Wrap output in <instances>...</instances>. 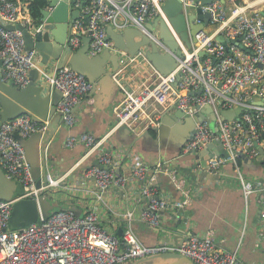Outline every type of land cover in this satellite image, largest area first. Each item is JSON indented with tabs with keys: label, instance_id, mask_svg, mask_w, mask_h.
Wrapping results in <instances>:
<instances>
[{
	"label": "built area",
	"instance_id": "built-area-1",
	"mask_svg": "<svg viewBox=\"0 0 264 264\" xmlns=\"http://www.w3.org/2000/svg\"><path fill=\"white\" fill-rule=\"evenodd\" d=\"M165 1L77 0L74 8L82 6V9L80 17L73 23V33L66 45L76 51L88 37L87 53L96 56L105 49L114 48L113 40L108 39L110 28L123 32L135 27L154 40L163 53L170 52L169 47L158 39V33L146 27L150 20L161 16L183 56L174 54L178 65L163 76L147 59L145 49L139 51L135 58L142 57L153 70L137 87L120 84L124 98L115 108L117 125L141 133L158 129L163 113L182 110L184 116L194 118L195 133L181 148L180 156L190 155L218 141L229 156L212 158L209 161L211 166L218 169L226 162H234L237 167L241 153L253 150L257 156L255 144L264 145V13L253 12V6H241L239 0H225V3L214 0L211 4H200L202 12L210 14L208 27L213 26L215 30L201 31L196 35L197 42L188 48L164 12ZM30 2L0 0V75L4 82L20 88L31 83L29 73L36 64L37 51L26 49L21 30L6 26L30 24L33 18ZM219 35L238 42L229 43L227 47L217 39ZM201 52L206 54L202 56ZM135 58L131 59L133 63ZM141 73L139 70L138 75ZM48 81L62 92L57 109L62 113L65 125L74 126L78 121L77 107L83 101L93 103L95 85L69 66L57 70ZM209 105L215 119L205 111ZM237 109L240 113L231 119L222 115L226 110ZM49 127L48 120H35L28 113L8 121H4L0 113V163L5 174L23 186L20 196L9 200L0 198V264H126L166 252L183 254L195 264H246L238 249H221L213 231L206 235L187 236V240L177 244L167 241L154 245L143 243L135 233L133 223L140 220L159 226V211L168 206L185 208L191 202L193 191L187 187L186 179L180 178L173 170H164V162L152 167L140 157L131 155L133 160L127 168L129 174L121 173L122 154L106 146L109 134L98 138L91 133H82L70 135L66 140L68 147L82 144L87 155L97 156V163L88 167L81 178L84 183H92L90 190L96 194L94 197H89L88 191L80 194L79 186L65 182L68 176L60 180L48 178L46 183L38 186L22 140L34 134H46ZM240 171L238 167L245 197L252 194L264 197V184L245 181ZM163 172H168L181 198L167 200L158 193L155 175ZM132 182L140 186L139 194L151 199L145 202L141 213L127 210L119 217L124 224L123 235L119 236L104 223L97 201L102 200L103 193L110 189L124 190ZM55 188L63 190L71 201L80 203L78 208L84 215L79 217L72 209L54 210L47 217L41 215L40 222L19 229L10 228L17 201L33 199L40 203L42 198L52 199ZM156 195L160 198H154ZM261 221L257 235L264 242V210Z\"/></svg>",
	"mask_w": 264,
	"mask_h": 264
},
{
	"label": "crops",
	"instance_id": "crops-1",
	"mask_svg": "<svg viewBox=\"0 0 264 264\" xmlns=\"http://www.w3.org/2000/svg\"><path fill=\"white\" fill-rule=\"evenodd\" d=\"M239 3L241 6H253V12L260 11L264 13V0H239ZM227 6L230 9L228 4ZM155 20V18L150 20L149 24ZM208 30L214 31L215 27H208ZM152 32H157L158 39L161 40L157 29ZM88 44H85V46L87 47ZM83 47L84 43L78 50ZM110 50L112 53L116 51L114 48ZM160 52L162 51L160 50ZM135 57L136 55L131 58L128 55L120 57L122 68L114 73L112 78L102 79L101 83H98L97 88L92 92L93 103L83 101L77 107L78 121L74 126L65 125L63 116L56 112L53 113L51 108L46 112L45 110L40 111L45 117L36 114L40 120H48L50 127L46 134H34L23 139V141L28 142L25 146L29 148L33 157L32 162L28 160L31 167L34 169L39 168V179H43L42 182L46 183L48 178L60 180L63 176H68L65 182L79 186L82 190L80 194L88 191L89 197H94L96 194L90 190L92 183L88 181L84 183L81 178L88 167L97 163V156L95 154L87 155V149L82 144L68 147L66 140L70 135H80L82 133H91L98 138L109 134V144L106 146L122 154L121 173L129 172L127 168L130 165V161L133 160V157L130 156L133 155L134 157H140L152 167L156 166L158 162H164L168 166V171L173 170L180 178L187 180V187L193 191L191 202L185 207L183 215L189 221L188 232L206 235L207 232L213 231L217 236L218 246L221 249L228 251L238 249L240 258L246 264H264V242L260 241L257 235L258 230L262 226L261 213L264 210V197L252 194L246 198L242 190L240 174L237 172L239 167L245 181L264 184V160H257L259 148L264 149V145L262 147L259 143H256L258 145L255 144L257 156L253 150L244 151V154L250 160H253L251 162H244L242 157H240L241 165L237 167L234 162H226L221 165L219 167L222 173L221 181L212 182L208 180L206 185H193L189 177L191 167L188 164H176V166H173L175 160L180 156L181 148L187 142L185 138L188 134V129L184 127V124L186 119L191 121L190 118L192 117L177 118V120H173L170 123H162L158 129H150L141 133L135 132L126 126L117 125L118 119L115 108L124 98V92L120 84L137 87L139 83L148 78L150 71L147 67L149 62L142 60L143 62L141 63L144 65L139 66V70L142 73L138 75L136 62L139 58ZM39 58L37 52L36 64L33 68L38 69L42 74L44 72L39 68ZM133 58L136 59L135 63L131 60ZM108 67L112 68L113 66L109 63ZM46 73L50 75L53 71L48 68ZM5 83L7 82H4L1 78V86ZM36 84L40 86L41 83L36 82ZM10 85L14 86L13 84ZM0 92L5 94L1 88ZM45 95V92L42 93L40 98ZM4 96H7L9 101L15 102L14 104L17 106L26 108L10 95L5 94ZM168 114L175 115V111L171 110ZM0 167L4 172L1 163ZM155 176L156 186L161 197L167 200L182 197L174 186L168 172L159 173ZM123 189L124 194H121L120 191L112 188L110 191L103 193L102 200L97 201L104 223L116 232L119 228L124 229V224L119 220L123 213L127 210H134L139 214L146 206L143 196L141 198L137 196L140 186L136 182L130 183ZM53 191L55 196L53 195L52 199L49 197L50 200L54 199L55 202L58 200L62 201L63 198L70 200L63 190L55 188ZM22 193L23 186L22 190L15 193L11 199L20 196ZM75 204L77 207L80 205V203L74 202L70 206ZM167 216L161 217L159 226H152L137 220L133 223V229L139 239L148 245L164 241L181 243L190 233L183 235L178 233L176 236L170 235L166 231L168 226L165 224L171 225L174 221L171 217L165 220ZM126 264H130V262Z\"/></svg>",
	"mask_w": 264,
	"mask_h": 264
},
{
	"label": "water",
	"instance_id": "water-1",
	"mask_svg": "<svg viewBox=\"0 0 264 264\" xmlns=\"http://www.w3.org/2000/svg\"><path fill=\"white\" fill-rule=\"evenodd\" d=\"M31 2L33 0H30ZM45 4L41 7L40 17H33L32 22L28 25L17 24L6 26L8 29H19L23 32L25 39L26 49L28 51L36 50L39 55L40 62L39 68L44 72L36 68L30 70L31 83L24 89H20L17 86L10 85L11 83L3 84L0 88L7 95H10L20 104H23L26 108H21L14 104L15 102L9 101L5 94L0 92V113L4 121L14 119L22 114H31L33 119L40 120L37 115L45 117L40 111H51L62 115L58 111L57 106L62 98V92L58 89H54L52 84L48 81L49 77L55 75L56 71L64 68L71 67L79 73L85 75L97 88L98 83H101L102 79L112 78L113 74L122 68L120 63V57L129 56L134 57L137 55L142 47L148 46L149 42H152L150 49L146 51L147 59L157 68L163 76L168 75L177 65L178 60L174 54L178 57L183 56L182 50L178 46V42L174 35L170 31L166 21L158 16L155 21L146 24V27L150 31L158 30L159 37L163 44L169 47L170 52H160L158 45L152 41L145 33L141 32L138 28L130 27L123 32H116L111 28L108 30V39L114 42V53L110 49H105L96 56H90L87 53V45L90 39L87 37L84 39V47L78 51H72L71 47L67 46V40L71 33H73V23L80 17L82 6L74 8L77 0H45ZM214 0H166L163 6L164 12L175 28L177 34L188 48H192L193 43L197 42L196 35L201 31H208L210 14L208 12L203 13L200 8V4H211ZM223 3L225 0H220ZM84 1H82L83 5ZM188 4V6H186ZM88 19V18H86ZM217 39L229 46V43L238 42L235 39L226 38L219 35ZM240 47L249 51L243 44L239 43ZM206 53L201 52L204 56ZM112 64L111 70L108 64ZM50 68L53 73L48 75L47 69ZM1 79V77H0ZM40 82V86L36 84ZM7 84V85H6ZM45 92V96L40 98V95ZM37 95V97H35ZM205 111L211 113L213 119L215 114L213 108L209 105L205 107ZM240 110L235 111L226 110L222 112L225 119H231L234 115H238ZM184 114L182 110H179L175 115H169L167 112L162 114V123L171 122L174 118H183ZM188 118V117H186ZM186 119L184 124L188 131L186 140L192 137L195 133V120L190 118ZM40 134V133H39ZM28 142L22 140V144L26 149L27 160L33 161L29 148L25 145ZM258 145V144H256ZM229 156L227 150L223 148V145L218 141H213L208 146L200 151H195L187 156H179L173 163L176 164H188L191 169L189 171V177L193 185L198 184L200 186L206 185L208 180L212 182L221 181L222 173L218 168L211 166L209 161L216 156ZM244 162H251L244 153H241ZM257 160H264V149L259 148V157ZM28 161V162H29ZM33 168V167H32ZM168 168L164 166V170ZM33 176L37 180L38 186L41 185L42 179H39V168L32 169ZM120 173V169L117 170ZM140 185L144 182H139ZM119 190L118 188H114ZM22 190V184L17 180H11L8 178L0 167V198L11 199L15 193ZM121 194H124L123 190H119ZM138 197L142 196L137 194ZM144 202H148L151 198L143 196ZM154 198H160L156 195ZM72 209L76 215L82 217L83 211L76 205H71L65 208L61 200L53 201L47 198H42L40 203L33 199H21L14 204L10 228L19 229L27 227L32 223L40 222L41 215L47 217L54 210ZM185 208H167L159 211L161 217H168L174 221L173 224H165L168 226L167 232L172 236L180 234L193 235L189 230L188 218L183 217ZM123 228H119L117 234L123 235ZM187 240V237L184 238ZM177 244V241L172 242ZM130 264H195L187 256L178 252H166L155 255H150L139 260L131 261Z\"/></svg>",
	"mask_w": 264,
	"mask_h": 264
},
{
	"label": "trees",
	"instance_id": "trees-1",
	"mask_svg": "<svg viewBox=\"0 0 264 264\" xmlns=\"http://www.w3.org/2000/svg\"><path fill=\"white\" fill-rule=\"evenodd\" d=\"M45 0H33L29 6L31 14L33 17H40L41 15V7L45 4ZM240 157L238 159V164L241 165ZM62 205L67 208L70 206L71 203H74V201L67 200L65 198L62 199Z\"/></svg>",
	"mask_w": 264,
	"mask_h": 264
},
{
	"label": "rangeland",
	"instance_id": "rangeland-1",
	"mask_svg": "<svg viewBox=\"0 0 264 264\" xmlns=\"http://www.w3.org/2000/svg\"><path fill=\"white\" fill-rule=\"evenodd\" d=\"M150 39H151V38H150ZM151 40H152V39H151ZM152 41H154V40H152ZM154 42H155V41H154ZM148 44H149L148 46L144 47L146 51L150 49V46H152V42L150 41ZM142 60H143V58L140 57V58L137 60V62H136V64L138 65V66L136 67V68H138V69H136L137 73L139 72V66H143V65H144L143 63H141V62L144 61V60H143V61H142ZM147 67L149 68V70H153L152 67H150L149 64H148ZM173 120H176V119L174 118ZM173 120H172V121H173Z\"/></svg>",
	"mask_w": 264,
	"mask_h": 264
},
{
	"label": "clouds",
	"instance_id": "clouds-1",
	"mask_svg": "<svg viewBox=\"0 0 264 264\" xmlns=\"http://www.w3.org/2000/svg\"><path fill=\"white\" fill-rule=\"evenodd\" d=\"M53 201H54V199H53ZM62 202V201H61Z\"/></svg>",
	"mask_w": 264,
	"mask_h": 264
},
{
	"label": "bare ground",
	"instance_id": "bare-ground-1",
	"mask_svg": "<svg viewBox=\"0 0 264 264\" xmlns=\"http://www.w3.org/2000/svg\"><path fill=\"white\" fill-rule=\"evenodd\" d=\"M247 1H249V0H247Z\"/></svg>",
	"mask_w": 264,
	"mask_h": 264
}]
</instances>
